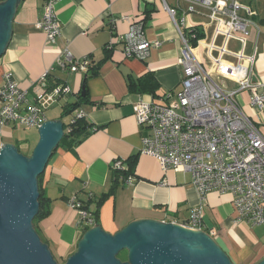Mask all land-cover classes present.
Here are the masks:
<instances>
[{
  "label": "crops",
  "instance_id": "crops-1",
  "mask_svg": "<svg viewBox=\"0 0 264 264\" xmlns=\"http://www.w3.org/2000/svg\"><path fill=\"white\" fill-rule=\"evenodd\" d=\"M236 1L255 12L252 21L257 28H250L244 46L238 40L214 38L213 25L196 14L185 17L184 4L176 0H57L53 9L60 35L55 44L49 45L35 26L43 14L44 0H20L11 21L10 38L0 56V87L3 74L9 71L18 88L27 92L28 104L35 103L42 94L44 74L47 88L70 89L69 94L44 110L45 122L61 124L63 136L41 176L48 212L35 223L40 240L58 264L65 263L76 252L84 234L93 228L99 227L114 236L128 224L141 220L182 226L191 209L199 204L202 207L199 232L212 240L230 264L264 261V225L249 226L237 221L230 195L209 193L202 201L188 175L163 173L155 159L142 156L141 137L146 129L134 118V105L140 97L162 102L165 94L180 88L182 70L178 58L182 42L163 9V2L176 10L178 27L186 36L195 29L203 34L193 48L206 68L211 69V60L215 58L234 63L239 54L253 55L249 80L259 86L258 93L264 94V0ZM124 17L141 24L145 39L161 43L144 60L123 56L118 38L126 34L130 24L121 19ZM211 43L215 48L211 49ZM65 49L73 58H87L92 66L101 62L98 74L86 77V72L60 70L56 60ZM148 74L154 77L153 94L130 90L131 82L136 83ZM217 81L225 89H235L232 82L221 78ZM235 100L239 110L252 119L264 136V116L249 106V94L242 91ZM69 105L77 106L66 114ZM75 112H83L88 126L86 136L77 143L63 139L72 118L67 124L63 120L73 117ZM17 128L37 131L28 140L29 147L20 149L26 140L16 138ZM38 130L6 126L0 135V149L12 147L29 158L39 141ZM116 161H122L129 174H122L115 182L112 165ZM127 177L131 178L130 185L125 182ZM105 195L108 196L100 201ZM73 196L84 208L96 212L97 224L93 227H86L77 211L68 206Z\"/></svg>",
  "mask_w": 264,
  "mask_h": 264
},
{
  "label": "built area",
  "instance_id": "built-area-1",
  "mask_svg": "<svg viewBox=\"0 0 264 264\" xmlns=\"http://www.w3.org/2000/svg\"><path fill=\"white\" fill-rule=\"evenodd\" d=\"M164 1V0H162ZM184 4L183 15H199L214 27V38L224 41L238 40L244 46L250 28H257L252 21V8L236 0H176ZM57 0H44L43 14L36 29L45 36L46 43L55 44L60 35V25L54 13ZM163 9L173 22L182 48L178 65L182 70L180 88L162 97V102L147 101L140 97L134 105L137 124L146 129L141 137L140 154L155 159L163 173L179 172L190 177V184L200 200L209 193L228 194L236 220L249 226L264 225V136L251 118L243 114L235 97L244 91L249 94V106L264 116V94L259 86L249 80L254 56L237 55L234 63L212 59L211 69L196 57L192 46L195 35L186 36L178 27L176 10L163 2ZM129 22L126 34L120 36L123 56L144 60L150 50L160 46L158 40H147L140 23ZM185 20V19H183ZM211 49L215 48L213 43ZM87 58L76 59L68 50L62 51L56 66L68 73L86 72ZM218 78L234 83L235 89L221 86ZM42 94L33 104H28L27 92L18 88L12 74L6 71L0 87V135L9 125L39 128L45 123L44 110L62 95L70 93L65 86L47 88L46 74L42 78ZM84 119L83 112H75L68 124ZM112 170L123 174L125 166L116 161ZM131 184V178H125ZM68 206L77 211L86 227L95 225L92 212L73 196ZM202 207L191 209L183 228L200 231ZM214 233L211 232V235Z\"/></svg>",
  "mask_w": 264,
  "mask_h": 264
},
{
  "label": "water",
  "instance_id": "water-1",
  "mask_svg": "<svg viewBox=\"0 0 264 264\" xmlns=\"http://www.w3.org/2000/svg\"><path fill=\"white\" fill-rule=\"evenodd\" d=\"M19 3L20 0L0 3V56L10 38L11 21ZM62 129L61 124L43 123L29 158L12 147L0 149V264H57L32 222L38 213L37 177L62 138ZM121 252H126L125 262L118 259ZM64 264L230 263L204 233L141 220L128 224L114 236L99 227L89 230Z\"/></svg>",
  "mask_w": 264,
  "mask_h": 264
},
{
  "label": "trees",
  "instance_id": "trees-1",
  "mask_svg": "<svg viewBox=\"0 0 264 264\" xmlns=\"http://www.w3.org/2000/svg\"><path fill=\"white\" fill-rule=\"evenodd\" d=\"M193 33H190L188 35V37H190L191 35H195V40L191 41L192 42V46L195 45L196 41L200 38H202L203 34L201 33V31L195 29L192 31ZM101 62H99L98 64L96 65H91L89 64L88 68H87V71H86V77H94L98 74V67H99V64ZM129 88L130 90L132 91H135L137 93H140V94H153L155 88H156V85H155V82H154V77L152 75H145L142 79L138 80L136 83L135 82H131L129 84ZM83 91L85 93V89H84V86H83ZM77 105H69L67 106L65 109H66V114H70L74 111V108H76ZM70 132H67L63 139H68L74 143H77V142H80L81 138L85 137L86 136V130L88 128L86 122L84 119H78L75 121V123L73 125H71L70 127ZM62 139V140H63ZM63 140V141H64ZM62 141V142H63ZM132 164V163H131ZM130 169L131 167L129 166L128 168V172H130ZM127 172H124L123 175L124 176H127ZM113 175L115 177V182L117 181V178L121 177V173H119V171H114L113 170ZM41 176H38L37 177V187H38V193H39V197H38V213L37 215L35 216V218L33 219V222H32V227L34 228L35 232L37 233L36 231V228H35V223L41 219H43L46 215H47V210H46V207H47V203H48V200L45 198L44 196V193H43V188L41 186ZM113 191L111 190L110 194H112ZM109 195V194H108ZM108 195H105L100 201H103ZM99 201V202H100ZM92 215L94 217V222L95 224H97L96 222V212H92ZM118 259L122 262H125L126 261V252H121L119 255H118ZM64 263V262H63ZM62 263V264H63Z\"/></svg>",
  "mask_w": 264,
  "mask_h": 264
},
{
  "label": "rangeland",
  "instance_id": "rangeland-1",
  "mask_svg": "<svg viewBox=\"0 0 264 264\" xmlns=\"http://www.w3.org/2000/svg\"><path fill=\"white\" fill-rule=\"evenodd\" d=\"M71 118H72L71 116H68L67 118H65L63 120L64 121L63 123L67 124ZM16 130H17L15 132L16 138H20V140L21 139L26 140V141H23V144H22L23 146L20 149H24L26 146L29 147L28 140L31 139V137L34 138V136L32 134L37 133V131L36 130L29 131L27 129L23 130V129H20V128H17Z\"/></svg>",
  "mask_w": 264,
  "mask_h": 264
}]
</instances>
